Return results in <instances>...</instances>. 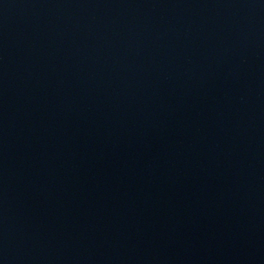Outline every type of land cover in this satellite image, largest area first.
Returning a JSON list of instances; mask_svg holds the SVG:
<instances>
[{
    "label": "water",
    "instance_id": "obj_1",
    "mask_svg": "<svg viewBox=\"0 0 264 264\" xmlns=\"http://www.w3.org/2000/svg\"><path fill=\"white\" fill-rule=\"evenodd\" d=\"M0 264H264V0H0Z\"/></svg>",
    "mask_w": 264,
    "mask_h": 264
}]
</instances>
